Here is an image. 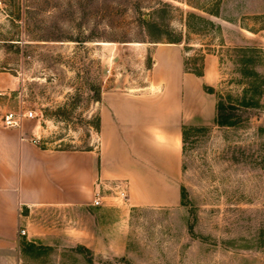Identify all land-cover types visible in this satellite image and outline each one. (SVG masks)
<instances>
[{"label": "rangeland", "instance_id": "obj_1", "mask_svg": "<svg viewBox=\"0 0 264 264\" xmlns=\"http://www.w3.org/2000/svg\"><path fill=\"white\" fill-rule=\"evenodd\" d=\"M164 48L236 123L189 124L180 204L35 211L50 240L21 234L17 264H264V0H0V121L33 110L41 146L97 149L103 98L159 92Z\"/></svg>", "mask_w": 264, "mask_h": 264}, {"label": "crops", "instance_id": "obj_2", "mask_svg": "<svg viewBox=\"0 0 264 264\" xmlns=\"http://www.w3.org/2000/svg\"><path fill=\"white\" fill-rule=\"evenodd\" d=\"M169 49L173 48L158 53L160 65L154 75L159 92L143 97L107 93L103 98L102 142L97 149L46 148L26 119L18 127H5L0 121V264H17L22 229V235L37 245L50 240L49 229L30 228L33 212L87 205L100 188L107 195L96 207L181 203L183 127L207 117L211 107L217 113V103L206 84L202 85L206 103L200 102L197 94L204 72L198 76L184 70L183 63L172 67L163 59L165 55L168 59ZM116 186L126 190L124 202L112 195ZM67 230L80 235L82 227ZM93 234L91 242L78 238V243L93 245L99 240L97 226Z\"/></svg>", "mask_w": 264, "mask_h": 264}, {"label": "built area", "instance_id": "obj_3", "mask_svg": "<svg viewBox=\"0 0 264 264\" xmlns=\"http://www.w3.org/2000/svg\"><path fill=\"white\" fill-rule=\"evenodd\" d=\"M36 114L33 110H29V111H24L21 113H17V112H9L5 115L4 119H3V125L5 127H18L21 125L22 121L25 118L28 119H33L35 118ZM112 191V190H111ZM113 192V196L115 198H117L119 201H125L128 199V194L126 192V190L120 188L119 186H116L115 189L112 191ZM106 195L104 193V191H102V189H98L94 195V199L92 202L93 206H101L104 203V200L106 198ZM21 234H25V230H20Z\"/></svg>", "mask_w": 264, "mask_h": 264}, {"label": "trees", "instance_id": "obj_4", "mask_svg": "<svg viewBox=\"0 0 264 264\" xmlns=\"http://www.w3.org/2000/svg\"><path fill=\"white\" fill-rule=\"evenodd\" d=\"M173 43H179L178 40H173L171 41ZM192 72H194L195 74H197L198 76H202L203 75V70H193ZM205 89L209 92H214V88L210 87V86H205ZM229 106H226L222 101L217 103V113H216V118H215V123L219 124V125H231L236 123V121L231 120L232 119V114L230 112H227ZM232 121V122H231ZM194 128H202V129H206V126H202V127H197V126H188L185 125L183 127V141H184V137L186 136V132L189 129H194ZM181 193H182V197H183V189H181ZM182 202V201H181ZM22 247L23 250L26 248H33V247H37V244L24 240L22 242Z\"/></svg>", "mask_w": 264, "mask_h": 264}]
</instances>
